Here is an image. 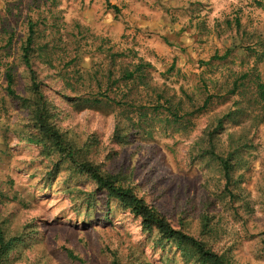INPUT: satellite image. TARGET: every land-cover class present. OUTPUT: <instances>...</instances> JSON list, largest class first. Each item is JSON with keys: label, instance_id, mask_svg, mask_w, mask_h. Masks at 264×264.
<instances>
[{"label": "rangeland", "instance_id": "1", "mask_svg": "<svg viewBox=\"0 0 264 264\" xmlns=\"http://www.w3.org/2000/svg\"><path fill=\"white\" fill-rule=\"evenodd\" d=\"M31 23L52 122L78 157L232 263L264 264V0H0V224L21 240L6 264H199L56 147L28 141L39 130L9 97L5 69L28 98L20 55ZM139 63L149 87L125 99L112 84ZM108 85L110 97L141 106L182 101L184 124L147 128L136 109L129 121L126 110L78 106ZM214 147L233 156V197Z\"/></svg>", "mask_w": 264, "mask_h": 264}, {"label": "trees", "instance_id": "2", "mask_svg": "<svg viewBox=\"0 0 264 264\" xmlns=\"http://www.w3.org/2000/svg\"><path fill=\"white\" fill-rule=\"evenodd\" d=\"M6 33V36L9 35ZM6 37V38H7ZM36 38V30L34 23L30 24L29 36L26 41L22 44L20 61L24 68L28 72L29 80V96L19 94L15 88L16 80L13 74V65L5 69V76L7 78L8 87L7 92L9 97L15 101L23 103L28 109L31 120L38 128L39 133L29 135L28 141L35 145H44L43 147H56L60 154L66 156L71 163H73L81 175H87L96 182L100 189L104 190L111 200H115L125 205V207L132 210V212L142 220L143 226L148 230H156L162 240L172 239L180 247L183 245L185 253L183 256L188 260L198 261L199 264H234L224 255H220L218 252L212 250L207 243L202 240H198L185 232L175 229L168 219L163 216L160 211L143 201L137 195L133 193L132 188H126L119 183L120 179L118 176L106 175L101 172L98 166L89 162L87 159H80L77 152L75 151L76 146L72 142L66 143L64 135L56 128L52 122V115L49 111V103L43 92V82L41 81L39 74L34 64V58L32 56ZM6 46L10 47L13 44V36L8 37L5 41ZM146 64L139 63L135 66L133 71H125L121 78L114 80L113 86L117 85V90L123 89L124 98L128 99L130 94L137 91L139 86H147L145 70ZM108 82L113 80V72H108ZM112 86L106 91L100 93L105 98H97L99 95L94 93L92 89L88 91L89 96L81 97V101L78 104L84 108H103L105 110H126L127 120L132 121L131 114L132 110L136 109L141 112V122L146 125L147 128L154 126L157 121L165 122L169 125H183L186 115H181L183 103H176L171 98L160 95L151 107L141 106L134 102H124L117 100L116 98L110 97L108 92H114ZM258 92L260 99L264 101V83L258 82ZM107 93V94H106ZM111 111V112H112ZM130 116V117H129ZM154 116V117H153ZM115 135L119 141H123L125 138V127L121 121H118L116 125ZM209 154L214 160H217L221 166L222 173L227 181L226 191H229L233 197L232 191L228 188L232 182L233 172V156L230 154L227 158L221 157L215 153V147L209 151ZM21 242L18 238H9L0 224V264H6L10 256L11 249L15 242ZM187 251V253H186Z\"/></svg>", "mask_w": 264, "mask_h": 264}]
</instances>
